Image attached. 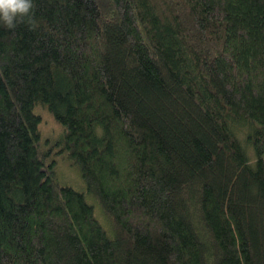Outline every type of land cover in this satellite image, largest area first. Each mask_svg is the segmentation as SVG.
Instances as JSON below:
<instances>
[{"label": "trees", "instance_id": "16d2710c", "mask_svg": "<svg viewBox=\"0 0 264 264\" xmlns=\"http://www.w3.org/2000/svg\"><path fill=\"white\" fill-rule=\"evenodd\" d=\"M32 3L0 20V264H264V0Z\"/></svg>", "mask_w": 264, "mask_h": 264}, {"label": "rangeland", "instance_id": "374dc122", "mask_svg": "<svg viewBox=\"0 0 264 264\" xmlns=\"http://www.w3.org/2000/svg\"><path fill=\"white\" fill-rule=\"evenodd\" d=\"M35 113L40 116V150L44 154L47 163L54 162L52 170L56 183L58 186H69L77 191H82L85 186L79 171L71 165L66 158V154L64 155V152L61 151L62 125L42 106H37ZM248 153H250V149H248ZM98 215L101 218L100 213Z\"/></svg>", "mask_w": 264, "mask_h": 264}, {"label": "clouds", "instance_id": "9594fccd", "mask_svg": "<svg viewBox=\"0 0 264 264\" xmlns=\"http://www.w3.org/2000/svg\"><path fill=\"white\" fill-rule=\"evenodd\" d=\"M33 8L32 0H0V20L10 29L25 18L30 23Z\"/></svg>", "mask_w": 264, "mask_h": 264}]
</instances>
